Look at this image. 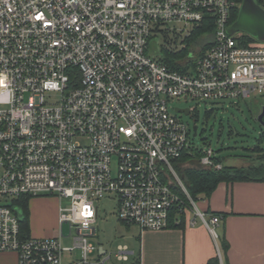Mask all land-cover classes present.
<instances>
[{"label": "built area", "instance_id": "obj_1", "mask_svg": "<svg viewBox=\"0 0 264 264\" xmlns=\"http://www.w3.org/2000/svg\"><path fill=\"white\" fill-rule=\"evenodd\" d=\"M240 3L0 0V251L15 252L17 264H64L63 254L75 250L71 264L128 262L126 244L90 241L95 200L105 196L123 224L160 230L175 211H190L189 224L198 217L217 237L219 217L200 210L176 165L223 164L211 147L181 161L199 148L167 102L264 96V42L245 45L243 34L227 32ZM166 24L187 28L186 37L212 27L204 50L185 39L166 48H188L178 61L183 72L148 53ZM51 195L70 201L59 205L58 235L23 236L15 200ZM65 223L71 246L61 244Z\"/></svg>", "mask_w": 264, "mask_h": 264}, {"label": "crops", "instance_id": "obj_2", "mask_svg": "<svg viewBox=\"0 0 264 264\" xmlns=\"http://www.w3.org/2000/svg\"><path fill=\"white\" fill-rule=\"evenodd\" d=\"M193 163L189 161L188 164ZM249 163L250 158L244 156L243 159L239 158L238 164L229 165L239 167ZM222 164L228 165L223 161ZM198 200L201 201H196L198 207L208 217H219L218 225L215 226L216 238L200 218H195L194 225L189 224L194 214L187 211L183 218L172 213L170 225L164 229L141 230L135 225L122 224L116 227L119 240H108L109 242L105 243L93 241L91 238L96 235L94 225L99 217L97 207L94 234L89 237L90 241L109 249L126 244L133 251L128 262L112 261L109 264H131L137 255L139 264H208L214 257H218L219 263L221 261L223 264H264V180L221 181L208 198ZM33 213L34 215L29 210V236L58 235L59 223L57 222V227L55 225L58 209L43 204ZM32 216L36 220L48 219V225L43 224L41 230V224L37 225L36 220L32 224ZM127 237L130 241L132 238L135 246H131L128 241H122ZM220 237L226 241L225 249L221 245ZM77 258L79 251L75 250L72 253H64L62 260L64 264H71ZM0 264H17L16 253L0 251Z\"/></svg>", "mask_w": 264, "mask_h": 264}, {"label": "rangeland", "instance_id": "obj_3", "mask_svg": "<svg viewBox=\"0 0 264 264\" xmlns=\"http://www.w3.org/2000/svg\"><path fill=\"white\" fill-rule=\"evenodd\" d=\"M161 28L163 31L152 34L149 39L148 53L154 58L163 57V50L167 47L180 48L182 40L187 35V28L183 30V27L179 24H166ZM236 34L244 35L242 32ZM211 35L212 31H205L200 36L201 38L199 36L195 38L196 40L192 42L191 48L194 51L196 49L199 50L206 44L207 39ZM236 103L238 104L237 106ZM167 106L170 113L188 124L189 140L198 148L211 147L217 155L223 157L224 164H238L239 158L243 159L245 155H256V151L253 150L255 147L262 149L264 152V126L257 119L258 114L264 107V96L252 95L245 99H238L236 102L185 101L174 98L168 100ZM175 108H188L191 112L186 115L183 111L176 112ZM194 126L197 127L196 131H194ZM184 169L181 173L184 172ZM197 201L201 202L200 200ZM43 204L58 209L60 204L66 207L70 204V201L67 198L63 197L60 199L54 195L31 197L28 202V210L34 215L35 209ZM95 204L99 210V217L94 225L96 227V235L91 240L103 243L114 239L119 240L116 227L123 223L117 217L115 199L112 196H105L96 199ZM35 220L32 216V224ZM35 222H38L37 225L41 224V230L42 226L48 225V219H40ZM57 222L58 219L55 223L56 227L58 226ZM62 232L65 237L61 240V244L63 246H71L72 239L70 234L73 231L69 230L67 223L62 225ZM122 241H128L131 246H135L132 238L131 241L128 237Z\"/></svg>", "mask_w": 264, "mask_h": 264}, {"label": "trees", "instance_id": "obj_4", "mask_svg": "<svg viewBox=\"0 0 264 264\" xmlns=\"http://www.w3.org/2000/svg\"><path fill=\"white\" fill-rule=\"evenodd\" d=\"M257 2L263 6V2L257 0ZM237 15V9L232 11L231 21L232 23ZM205 31H212V27L209 25L207 27L202 26L200 28L195 29L190 36L185 38V41L188 43V48L191 47L192 42L195 41L198 36L200 37ZM201 38V37H200ZM254 39L249 35L244 34L242 38L243 44H247L248 42H252ZM187 49H182L179 52H171L166 48L164 51V56L161 57V60L166 63L170 68L185 71V67L182 66L178 61L182 58L187 52ZM206 48V44L202 46L204 50ZM238 104L236 103V106ZM200 149H191L192 155L184 154L182 160H187L191 157H198L200 155ZM253 150L256 151V155H245V157L250 158V163L247 166H233V165H223L221 169H204L199 167H187L184 169V172L181 174L182 179L187 187V190L190 196L197 201L200 198H208L216 185L221 182H232V181H245V180H255L262 179L264 180V152L262 149L255 147ZM216 161H223L222 156L215 157ZM176 168L181 173L178 165ZM30 197H20L15 200V204L17 205L20 211V229L22 231L23 236H29V210H28V202ZM175 214L181 215L180 218H183L184 212L175 211ZM173 213V214H174ZM221 245L223 249L227 247L226 241L220 237ZM131 264H139V255L135 257V260ZM208 264H219L218 257H214L208 261Z\"/></svg>", "mask_w": 264, "mask_h": 264}, {"label": "water", "instance_id": "obj_5", "mask_svg": "<svg viewBox=\"0 0 264 264\" xmlns=\"http://www.w3.org/2000/svg\"><path fill=\"white\" fill-rule=\"evenodd\" d=\"M227 32L228 34L242 32L256 41L264 42V7L256 0H241L236 18L228 27ZM175 111H183L186 115L190 114L188 108H175ZM257 119L264 126V107L258 114ZM196 128L194 126V131H196ZM15 212L20 216L19 209H15Z\"/></svg>", "mask_w": 264, "mask_h": 264}]
</instances>
